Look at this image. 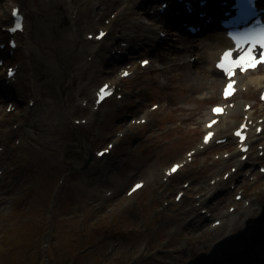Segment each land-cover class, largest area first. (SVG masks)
<instances>
[{"label":"rangeland","instance_id":"rangeland-1","mask_svg":"<svg viewBox=\"0 0 264 264\" xmlns=\"http://www.w3.org/2000/svg\"><path fill=\"white\" fill-rule=\"evenodd\" d=\"M150 3L153 11L160 5ZM17 4L27 32L0 68V264H235L241 247L262 243L264 175L257 164L264 165L259 155L264 133L249 141L250 157L241 166L230 139L242 119L238 114L232 116L236 124L220 121L217 137H228L226 143L199 149L204 117L222 102V82L210 81L206 60L174 47L201 43L208 31L194 38L173 29L170 35L146 5L130 0H0V43L6 42L3 27L10 25ZM146 24L168 41L153 48L143 40ZM102 28L110 33L103 41L88 39ZM117 51L123 54L114 55ZM141 59L151 64L142 67ZM190 59L198 61L184 65ZM8 65L19 71L16 81L5 85ZM122 69L134 74L122 78ZM196 70L203 82L194 78ZM66 73L70 79L62 87ZM107 81L122 89L124 98L95 110V91ZM258 94L252 85L232 101L257 104L252 118L262 119ZM9 102L17 106L14 111L6 109ZM109 143L112 153L97 157ZM191 150H197L193 160L165 181V169L185 161ZM90 153L92 163L82 170ZM233 167L239 171L225 180ZM138 180L146 187L128 196ZM181 190L186 195L177 202ZM230 207L237 210L231 213ZM202 209L210 217L200 214ZM249 218L256 219L248 223ZM214 220L222 225L212 227ZM236 228L239 235L232 234ZM209 238L213 246L205 249L207 243H199ZM252 252L240 264L255 260Z\"/></svg>","mask_w":264,"mask_h":264},{"label":"bare ground","instance_id":"bare-ground-1","mask_svg":"<svg viewBox=\"0 0 264 264\" xmlns=\"http://www.w3.org/2000/svg\"><path fill=\"white\" fill-rule=\"evenodd\" d=\"M130 1H132L136 4L143 3L144 5H147L146 3L149 4L151 1H154V0H130ZM169 1H170V8H171L172 12L179 10L182 12V15L180 17H175V16H172L173 14L168 15V11L165 14H161L160 9L157 8V9H155L156 10L155 12L157 13L158 19H157V17H155L153 20H155V21L158 20L157 26L163 28L167 32L169 31L170 35H174L173 29H178L180 31L186 32V29H184L183 27L181 28L180 25L183 24L184 20L187 18L189 20H191L192 22L201 23V24L206 23V19L198 18L196 14H194V16L193 15H191V16L187 15L185 12V8H183L184 4H180L177 0H169ZM163 2L164 1H161L160 6L162 5ZM25 3H27V2H25ZM195 6H196L195 8L198 9V12L206 11L208 13L209 17L210 16L213 17L212 19L217 18L216 16L222 15V12H223V7L220 5V0H211L209 6L206 9L201 8L198 5V2L196 3ZM171 10H169V12ZM163 23H168V24H170V26L167 25L168 27L166 28ZM208 26H210V25H207V27ZM23 27L25 29V31H24V33H25L27 30L26 23H25V26H23ZM211 28H216V27H209V29H211ZM144 29H145V31L149 32L146 34H142L145 36L147 34H148V36H149V34H152L151 33L152 31H153V33H157L156 36H153V37L149 36L148 37V41L151 42L150 45L157 44V40L159 38V32H155L156 28H152L151 26L146 24ZM215 31L216 30L209 31V36L207 37L208 39L202 41L201 43H195V41H191L189 46H187L183 43L184 44L183 46H180V47L175 46L174 47L176 52H179V53L182 52L186 55L190 54V53H196L197 56L201 60H206L208 62L207 71L209 73L213 74V76H214V78H212L210 80L212 83H218V82H224L225 81L224 75L220 71L215 69L213 64H214L216 57L222 51V49H224L227 46H230V42L228 39H226L224 34L220 30H218V32H215ZM128 34L131 35L132 33L128 32ZM177 40H179V38H177ZM157 45L159 46L160 44H157ZM17 49H19V46L17 47ZM195 61H198V59H196ZM188 63L189 64L192 63L191 59L188 62H185L184 65L188 66L189 65ZM203 77H204V75L200 72H197V70H196V75H194V78H196V80L199 79L200 81L203 82V79H202ZM238 78H239V83L237 84V86L240 89H241V87H244V86H247V89H249L250 86H252V85H255L256 88H260L261 86H264V71L257 70L253 73L249 72L246 75H239ZM220 95H221V93H220ZM210 98H213V96H211ZM242 102L243 101L239 102V104H237L234 108L230 107L228 114L222 116L221 119L230 118V123L236 124V122L238 120L234 119L235 117H232V116H236L237 114L239 115V118H240V116H242V115L244 116L245 114H250V116H251L250 118H252L253 114L255 113V108H257V104L254 105L255 107L254 106L251 107V109L248 112H245V111H243L244 110L243 107L245 106V104H248V102H246V101L244 103H242ZM210 118H211V110H209V112L206 113V116L204 117V120H205L204 124L207 121H209ZM213 128L215 130L220 129V120ZM232 131H231V133H232ZM255 134H256L255 132L252 134L250 133L249 138H247L246 143H249L248 139H251V138L253 139L255 137ZM234 142H236L238 144L237 139L232 136V143H234ZM239 165H242L241 161L239 162ZM145 187H146V185L142 189H140L139 191L143 190ZM201 214H202V212H201ZM238 215L239 214H235L234 217L235 216L238 217ZM247 216L253 217L254 212L248 211ZM182 218H184V217H182ZM237 231L238 230L235 229L232 234L233 235L237 234L238 233ZM232 236L230 237V239H232ZM212 241H213V238H209V239H206L203 243H199V244L205 245V243H207L205 246H203V248L206 249V248L213 246ZM261 241H262L261 244H260V242L258 243V246L260 245L258 248H257V246H255L252 243H247L244 246V248L241 250L242 255H243L242 257H244L247 254H250L253 250L252 255L255 256V260L249 261L247 264H264V251H263L264 250V243H263L264 239ZM253 248L254 249L257 248V250H254Z\"/></svg>","mask_w":264,"mask_h":264},{"label":"snow or ice","instance_id":"snow-or-ice-1","mask_svg":"<svg viewBox=\"0 0 264 264\" xmlns=\"http://www.w3.org/2000/svg\"><path fill=\"white\" fill-rule=\"evenodd\" d=\"M21 27L20 23L17 24L16 30ZM103 35V34H102ZM247 42V38H235V44H236V51H238L240 54L238 58H234V51L233 50H226L221 58V61L217 64L218 69L221 70L222 74H226L229 78V83L226 86L224 90L225 98H228L233 90V83L231 82V78L233 77L235 70L240 69L242 71H248L249 69H255L257 65L264 64V35H261V37L258 40H253L251 43L253 45H258L260 49V58L258 59L256 55H254L252 49H245L242 47L243 43ZM147 61H144V64L147 65ZM127 75V74H125ZM107 86H105L106 88ZM105 95V89H101L100 92V99L102 100ZM213 112L216 114H223V110L219 107L213 109ZM215 123V121H213ZM212 124H209V127H211ZM212 133L210 132L208 136L205 138V142L207 143L211 137ZM237 135H240V133H237ZM103 151L101 153H98V155H103ZM175 171V169H173ZM137 188L141 187L140 185L136 186Z\"/></svg>","mask_w":264,"mask_h":264}]
</instances>
